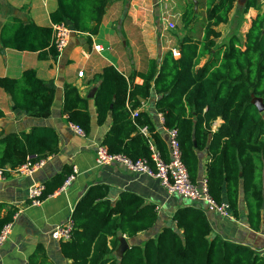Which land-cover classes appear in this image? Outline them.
Segmentation results:
<instances>
[{
    "label": "trees",
    "instance_id": "16d2710c",
    "mask_svg": "<svg viewBox=\"0 0 264 264\" xmlns=\"http://www.w3.org/2000/svg\"><path fill=\"white\" fill-rule=\"evenodd\" d=\"M56 1V9L49 14L51 25L66 23L75 27L72 34L94 36L114 0ZM196 1L189 0L180 15L184 34L177 41L179 57L167 50L150 59L145 72L132 71L127 77L106 66L97 75L92 98H81L73 87L65 91L62 113L67 122L88 135L92 101L97 125L110 118L101 143L109 153L150 161L152 138L167 160L160 134L146 113L137 111L142 100L155 94L154 109L161 114L163 126L178 131L182 161L191 181L199 177L196 151L205 149L210 157L205 174L210 196L217 203L224 196L232 216L237 217L242 192L248 223L256 229L264 198V110L259 112L252 100L260 99L264 106V10L257 0H245L242 5L238 0ZM236 7L243 15L250 9L257 14L242 41L235 34L222 41L223 32L217 28L230 23ZM0 42L5 49L37 53L40 59L58 54L51 26H37L18 17L9 18L1 27ZM202 59L205 61L199 66ZM136 78L142 80L140 85L134 83ZM0 88L16 109L26 113H47L54 105L55 90L46 87L33 69L25 70L18 79L0 77ZM217 119L222 123L213 131ZM143 127L148 136L141 132ZM57 151L58 138L51 127L34 126L17 134L0 132V170H13ZM71 173L65 167L45 182L40 199L57 191ZM107 194V186L93 185L76 203L70 217V240L60 242L69 264H263L249 248L217 235L210 237L211 226L198 206L178 208L172 216L175 229L164 227L155 238L128 245L117 258L120 237L130 240L150 230L158 210L131 192H121L114 203L106 199ZM3 208L0 204V213ZM13 216V211L0 216V231Z\"/></svg>",
    "mask_w": 264,
    "mask_h": 264
},
{
    "label": "crops",
    "instance_id": "0c3cea01",
    "mask_svg": "<svg viewBox=\"0 0 264 264\" xmlns=\"http://www.w3.org/2000/svg\"><path fill=\"white\" fill-rule=\"evenodd\" d=\"M114 1L106 8L97 35L72 34L68 46L56 56L48 55L40 59L37 53L5 49L0 42V77L18 79L25 70L33 69L37 78L46 87L55 90L54 105L47 113L37 110L26 113L16 109L10 97L0 88V112L3 114L0 117V132L17 134L28 132L34 126H47L55 130L58 138L57 153L47 157L44 166L32 176H20L10 172L8 168L4 169L0 178V204L4 208L0 216L9 211H13L14 216L10 234L0 248V264H69L70 261L61 253L60 242L51 237V231L55 226L67 222L85 191L98 184L108 187L106 199L111 203L119 198L121 192H131L143 198L146 204H153L158 208V219L150 230L138 233L130 240L125 236L120 237L125 240L127 246L142 244L148 238H155L164 227L175 229L172 221L174 212L184 206H198L203 209L211 226L210 237L217 235L225 241L247 247L254 256L261 258L264 264V206L261 207L259 225L255 229L248 223V209L242 192L238 195V216L224 218L206 211L202 204L169 195L159 180L147 175L132 174L120 165L98 168L94 162L95 150L109 130L110 118L105 124L97 125L95 109L90 101L91 126L88 135L85 137L77 135L67 122L66 115L62 113V104L64 93L69 87L75 88L81 98L90 94L94 96L98 84L97 75L106 66H113L127 77L132 71L145 72L150 59H157L164 54L150 57L145 68L135 56L132 61L125 57V51L120 50L118 44L120 43L121 49H124L122 46L126 43V38L128 39L130 27L132 23H137L136 20L133 22L125 17L127 10L133 14L136 7L145 0H129V3L126 0ZM262 1L260 0L261 3ZM240 3L242 2L239 0L237 4L241 5ZM56 7V0H0V29L11 17L33 22L37 26L49 27L51 26L49 14ZM235 9L232 14L240 16L241 20L247 19L248 23L250 17L257 14L256 10L250 9L243 15L240 10ZM115 23L119 26L116 30ZM164 25L167 29L166 22ZM99 39L106 42L107 47ZM95 45H100L101 51H95L93 49ZM204 61L205 59H202L199 66ZM80 71L83 72L82 77L77 76ZM134 83L140 85L142 80L136 78ZM156 99L157 96L152 94L150 98L142 100L137 111L146 113L150 118L155 132L160 134L165 143L168 158L166 128L160 120V114L155 112ZM221 123L220 119L214 121L212 130L218 128ZM149 143L156 148L152 138L149 139ZM196 155L199 177L195 182H198L205 178L206 165L210 157L205 149L196 151ZM65 167L70 168L72 172L76 170L73 180L42 200L39 206L30 205L29 187L33 184H44L55 174L62 172ZM223 203H226L224 196ZM118 249L117 258L121 256V249L119 247Z\"/></svg>",
    "mask_w": 264,
    "mask_h": 264
},
{
    "label": "built area",
    "instance_id": "2783aa9c",
    "mask_svg": "<svg viewBox=\"0 0 264 264\" xmlns=\"http://www.w3.org/2000/svg\"><path fill=\"white\" fill-rule=\"evenodd\" d=\"M167 29H174L175 25L171 22H166ZM52 27V44L57 53H62L68 46L71 34L69 25L66 23H60L51 25ZM95 51H101L100 45L93 46ZM173 57H179L177 50H172ZM78 77L83 76V72L77 73ZM136 115L133 112L132 117ZM160 120L163 123V118L160 114ZM72 130L79 136L85 137L83 130L76 126L70 125ZM141 132L147 135L146 128H141ZM166 140L168 147V159L164 160L161 153L149 143L151 151L150 161L139 158L132 160L123 154L109 153L104 145H98L95 150L94 162L98 168L120 165L125 170L132 174H144L151 178L159 180L161 186L165 191L171 195L176 196L183 200H188L193 203H199L204 206V209L209 212L216 213L224 218H232L229 206L227 203H217L209 194L207 189V182L205 178H202L198 182H192L188 170L182 161L181 149L178 141V131L176 128L165 129ZM47 159V158H46ZM46 159H39L35 162L27 161L17 168L10 170L20 176H32L39 168L43 167ZM4 170H0V178L3 176ZM76 170L74 169L69 174L63 185H68L74 178ZM44 190L43 184H33L28 189V201L32 206H39L42 202L40 196ZM158 210V208L156 207ZM11 231V223L3 226L0 231V248L7 240ZM72 231V221L69 219L64 224L55 226L51 231V237L58 242H66L70 240V234Z\"/></svg>",
    "mask_w": 264,
    "mask_h": 264
},
{
    "label": "rangeland",
    "instance_id": "374dc122",
    "mask_svg": "<svg viewBox=\"0 0 264 264\" xmlns=\"http://www.w3.org/2000/svg\"><path fill=\"white\" fill-rule=\"evenodd\" d=\"M188 1L145 0L140 6L136 7V11L133 14L127 10L125 17L133 22L136 20L137 23H132L128 39L126 38V43L122 46L124 49H121L120 43L118 44L119 49L125 51V57L132 61L135 56L137 61L145 68L150 57H157L171 48L177 49L178 37L184 34V30L180 24V15L184 11ZM194 2L197 1L194 0ZM260 4V10L263 11L264 0ZM235 10H237V7ZM238 11H236L237 14L239 13ZM232 16L233 18L231 19L233 20L228 25H222L217 28L223 32L222 41H225L232 34H235L242 41L243 35L249 27L250 20L253 18L250 17L248 23L247 19L241 20L240 16H235V13ZM167 21L175 24L174 29L168 30L165 28L164 22ZM118 28L119 26L115 23L114 29L116 30ZM99 41L107 47L106 42L102 39H99Z\"/></svg>",
    "mask_w": 264,
    "mask_h": 264
},
{
    "label": "water",
    "instance_id": "95a60500",
    "mask_svg": "<svg viewBox=\"0 0 264 264\" xmlns=\"http://www.w3.org/2000/svg\"><path fill=\"white\" fill-rule=\"evenodd\" d=\"M240 1L242 2V3H240L241 5L245 2V0H240ZM257 1L260 2V0H257ZM237 3H239V0L237 1ZM69 28H70L71 32H75V27L73 25H70ZM92 97H93V94H90L88 96V98H92ZM252 103L258 108L259 112H263L264 106H263L262 101L260 99L254 98L252 100ZM262 206H264V198H263ZM126 247H127V244H126L125 240L120 239V245H119V248L121 249V253L120 254H122L123 250Z\"/></svg>",
    "mask_w": 264,
    "mask_h": 264
}]
</instances>
